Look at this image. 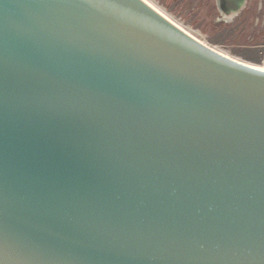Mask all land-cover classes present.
Here are the masks:
<instances>
[{"label":"water","instance_id":"95a60500","mask_svg":"<svg viewBox=\"0 0 264 264\" xmlns=\"http://www.w3.org/2000/svg\"><path fill=\"white\" fill-rule=\"evenodd\" d=\"M259 69L143 0H0V264H264Z\"/></svg>","mask_w":264,"mask_h":264},{"label":"rangeland","instance_id":"374dc122","mask_svg":"<svg viewBox=\"0 0 264 264\" xmlns=\"http://www.w3.org/2000/svg\"><path fill=\"white\" fill-rule=\"evenodd\" d=\"M189 31L215 48L264 66V10L228 21L202 0H152Z\"/></svg>","mask_w":264,"mask_h":264},{"label":"flooded vegetation","instance_id":"af4514ba","mask_svg":"<svg viewBox=\"0 0 264 264\" xmlns=\"http://www.w3.org/2000/svg\"><path fill=\"white\" fill-rule=\"evenodd\" d=\"M202 2L203 4L217 9L222 18H224L225 15L220 12V9L233 10L240 8V13L236 15L232 21H237L247 13L252 14V12L255 11V14H257L259 10H264V0H202Z\"/></svg>","mask_w":264,"mask_h":264},{"label":"bare ground","instance_id":"6f19581e","mask_svg":"<svg viewBox=\"0 0 264 264\" xmlns=\"http://www.w3.org/2000/svg\"><path fill=\"white\" fill-rule=\"evenodd\" d=\"M149 4L152 5L153 7H155L157 10H159L160 12H162L165 16H167L170 20H172L174 23H176L178 26H180L181 28H183L184 30H186L188 33H190L191 35H193L194 37H196L197 39L203 41L204 43H207L206 41H204L203 39H201L200 37H198L197 35H195L194 33H192L191 31H189L187 28H185L183 25H181L178 21H176L174 18H172L168 13H166L161 7H159L158 5H156L152 0H149ZM208 44V43H207ZM215 48V47H214ZM217 49V48H216ZM219 51L229 55L228 53H226L225 51H222L221 49L218 48ZM231 56V55H229ZM249 63V62H248ZM255 65V64H254ZM259 66L261 68H264L263 65H256Z\"/></svg>","mask_w":264,"mask_h":264},{"label":"snow or ice","instance_id":"6c2138e0","mask_svg":"<svg viewBox=\"0 0 264 264\" xmlns=\"http://www.w3.org/2000/svg\"><path fill=\"white\" fill-rule=\"evenodd\" d=\"M143 3L148 4V3H149V0H143ZM249 67H251V65H249ZM259 70H260V71H264V68L259 69Z\"/></svg>","mask_w":264,"mask_h":264}]
</instances>
